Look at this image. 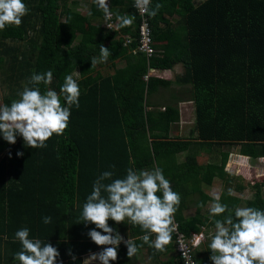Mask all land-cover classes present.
I'll use <instances>...</instances> for the list:
<instances>
[{"label": "trees", "instance_id": "1", "mask_svg": "<svg viewBox=\"0 0 264 264\" xmlns=\"http://www.w3.org/2000/svg\"><path fill=\"white\" fill-rule=\"evenodd\" d=\"M64 1L69 2L24 0L30 11L21 26L0 30V82L8 91L3 99H19L18 92L33 87L34 73L49 70L53 72L51 89L59 92L64 77L74 70L81 89L80 107H72L68 128L63 135L53 134L47 147H26L19 135L10 144L0 133V154L5 153L0 158V264H18L14 255L22 246L15 232L24 227L30 229L31 237L57 247L63 264H83L86 254L102 250L87 235L95 225L79 222L95 179L104 171H112L115 179L124 177L128 168L154 167L163 170L181 195L175 213L178 231L187 237L200 231L207 236L194 249L196 264H213L208 233L215 228L209 210L205 211L213 199L202 188L214 178L230 184L233 176L225 170L228 152L220 151L216 164L201 163L194 153L198 147L238 143L241 154L264 157V0H159L163 4L159 13L146 14L158 50L150 57L132 52L139 23L132 0L125 3L134 17L133 29L118 26L116 31L104 25V14L95 3L83 17L72 16L66 8L57 13L55 8ZM114 3L110 0L113 19ZM174 15L177 24L170 21ZM29 31L33 36L27 37ZM124 36L132 39L130 44H123ZM6 41L25 42V47ZM101 44L111 52L107 60L111 72L97 70V64L104 62L92 67L91 58L99 60ZM120 59L125 65L117 68ZM175 64L184 68L177 83L192 87L195 118L190 131L196 132L195 140L170 135L172 124L180 118V100L162 105L149 100L160 88L169 87L171 80L143 79L150 68L172 69ZM182 152L185 157L179 160ZM224 183L219 194L222 203L234 208L243 201L244 207L264 209V182L254 181L253 196L246 200L227 194L228 188L240 192L243 185L233 188ZM200 202L203 208L198 207ZM191 208L193 214L186 215ZM45 216H51L52 223L44 224ZM109 224L125 239L144 234L138 225L112 220ZM133 240L141 243L139 238ZM118 253V260L111 264H138V254L129 258L123 242ZM174 263L182 264L178 253L177 260L166 264Z\"/></svg>", "mask_w": 264, "mask_h": 264}, {"label": "clouds", "instance_id": "2", "mask_svg": "<svg viewBox=\"0 0 264 264\" xmlns=\"http://www.w3.org/2000/svg\"><path fill=\"white\" fill-rule=\"evenodd\" d=\"M93 2L102 10L106 21L112 19L108 0ZM134 7L142 15L155 17L163 4L159 0L155 3L153 0H134ZM29 11L24 0H0V30L6 26H21L23 17ZM117 19L120 27H127L131 26L134 17L122 15ZM107 25L111 28V24ZM109 55V48L101 44L99 60L91 58L92 67L98 62H107ZM151 70L154 72L156 69L150 68L146 73L148 77L155 76ZM145 75L143 79L146 81L148 77L145 78ZM52 82L51 70L34 73L30 78L33 87H24L18 92L19 99L0 105V133L5 141L15 144L19 135L26 147L45 148L46 141L53 134L65 133L72 107H80V85L72 74L64 77L59 92L48 87ZM41 84L45 86L43 90ZM17 155L22 156L23 152H17ZM261 158L264 157H258ZM113 176L112 171L102 172L93 182V190L82 206L79 222L95 225L87 235L102 247L101 251L92 253L88 258L98 260L100 264H111L118 260L122 242L127 247L129 258L136 256L144 245H149L156 252L166 251L178 227L175 213L181 204L180 193L173 190L170 180L159 167L151 170L128 168L124 177L114 179ZM227 194L233 196L234 190L228 188ZM212 199L209 219L214 223L215 231L208 233V249L211 250L213 264H264V209L251 206L230 208L221 202V196L216 193L212 194ZM198 207L203 208V202ZM214 217L222 218L213 220ZM109 220L116 224L138 225L144 232L139 237L141 243L130 237L125 239L110 226ZM43 223H52V217H43ZM152 235H155L154 240ZM15 240L22 246L14 255L18 264H63L62 260H58L61 255L58 248L49 241L31 237L28 227L17 230ZM69 255L73 260L77 259L71 250Z\"/></svg>", "mask_w": 264, "mask_h": 264}, {"label": "rangeland", "instance_id": "3", "mask_svg": "<svg viewBox=\"0 0 264 264\" xmlns=\"http://www.w3.org/2000/svg\"><path fill=\"white\" fill-rule=\"evenodd\" d=\"M204 0H195V3H201ZM94 3L93 0H69L68 1H64L63 3H61L58 7L55 8V11L57 13H60L61 10H63L64 8H66L69 13L72 16H77V17H83V14L87 13L90 4ZM68 13V12H67ZM62 18H64V15L61 16ZM177 19L178 17L176 15L170 17V21L172 24H177ZM84 32L87 31V24L84 25ZM33 32L29 31V33L27 34V37H31L33 36ZM7 45H23L21 48L23 49L25 46V42H20V43H16V42H11V41H6ZM119 63V62H117ZM107 64V63H106ZM104 64H98L97 70H103V68H106V66L101 67ZM111 71V70H110ZM153 74H156L157 76L161 75L162 78H171L174 79V76H179L183 73L184 68L182 64H177L174 66V68L171 69L172 72H163V71H159L156 72L153 70H151ZM72 75L74 76V78H78L79 76H77V72L73 71ZM177 78V77H176ZM1 80V79H0ZM177 81V80H176ZM1 83V82H0ZM174 85L173 87H167V88H160L159 92H157L155 94V96H153V100L156 101L157 103H165V102H169V103H175L177 102V106L179 109V115L181 114L182 117L179 118V121L181 120L182 122H185L187 120H191L188 121L186 123H182V122H177L172 124L171 126V130H170V135H172V137H186V138H190L193 139L196 136V132L192 133L190 130L193 127V121L195 118V104L192 100H190L191 98V90L192 87L190 85H181L178 84L177 82H173ZM8 93V91L6 90V88H4V84L1 83L0 85V105L3 104H10V101H6L4 98V94ZM182 104V105H181ZM180 105V106H179ZM162 106H160L161 108ZM162 109V108H161ZM194 146L196 144H193ZM198 146L196 145V148ZM239 147L240 145L237 144H223V145H214L212 148L206 147L204 149H199V147L195 150V155L196 158L198 159L199 162L201 163H219L220 159H219V153L220 151H226L228 152V158L225 164V170H227L228 172H230V176L233 179H231L230 184L225 185L224 181H222V179L219 178H214L213 182L211 185L205 183L203 186V191H205L206 193H208L211 197L213 193L216 194H220L223 183L224 186H230L231 187H235V185L237 184H241L244 186L243 190L238 192L234 189V194L238 195V197L241 198V200H246L249 199L253 196V188H251V184L254 181L257 182H264V158L261 159H251L246 155H243L240 153L239 151ZM5 155V153L0 154V158ZM185 157V152L179 153L178 154V158L183 159ZM262 193L264 194V185L261 187ZM212 201L210 203H207L205 206V211L209 210V207L211 205ZM240 207H244L243 205V201L241 202V204L239 205ZM190 211H193V209L191 208ZM186 212V211H185ZM127 237L126 235L124 236V238ZM97 252V251H95ZM94 253V252H92ZM92 253H88L84 256L83 259V264H100V262L98 260L96 261H91L90 258H88Z\"/></svg>", "mask_w": 264, "mask_h": 264}, {"label": "built area", "instance_id": "4", "mask_svg": "<svg viewBox=\"0 0 264 264\" xmlns=\"http://www.w3.org/2000/svg\"><path fill=\"white\" fill-rule=\"evenodd\" d=\"M110 3V0H108ZM131 6L134 9V13L139 17V23L137 27V44L136 47L132 50L133 53L142 52L147 57L152 56L158 50L154 48L153 41L151 38V27L148 23V17L146 14H141L134 7V0H132ZM107 24H111V29L117 30L118 21L116 19L105 20L104 17V25L108 27ZM109 28V27H108ZM132 41L128 36H124L123 44L128 45ZM149 74L145 75V78L148 77ZM205 239L204 232L200 231L198 233H194L191 236L187 237L183 233L179 232L178 229L175 232L174 244L176 251L178 253L179 258L181 259L182 264H196V260L194 259L193 252L194 249L200 245Z\"/></svg>", "mask_w": 264, "mask_h": 264}, {"label": "crops", "instance_id": "5", "mask_svg": "<svg viewBox=\"0 0 264 264\" xmlns=\"http://www.w3.org/2000/svg\"><path fill=\"white\" fill-rule=\"evenodd\" d=\"M194 2H195V0H194ZM203 2V1H202ZM127 4L125 3V0H118V1H116L115 0V3H114V5H113V8H115L116 10H115V18L114 19H116L117 21H118V26H119V20L117 19V17L118 16H122V15H127V16H129V17H133V15H132V12H131V10L128 8V6H126ZM114 14V13H113ZM133 24V23H132ZM130 27V29L129 30H132L133 29V26L131 25V26H129ZM118 31H122V30H120V29H118ZM121 33V32H120ZM117 62H119V63H116V67L117 68H121V67H123L124 65H125V62L122 60V59H120V60H118ZM104 65H102L101 67H103V66H106V68H103V69H105L106 71H110V69H109V67H108V62H107V64L104 62L103 63ZM98 65V64H97ZM175 65H177V64H175ZM174 65V66H175ZM96 68L98 69V67L96 66ZM172 68H174V67H172ZM157 70H159V71H165V72H172L171 71V69H156L155 71L156 72H159V71H157ZM75 71V70H74ZM111 72V71H110ZM155 76H157L156 74H154ZM78 76V75H77ZM157 77H160V78H162L161 77V75H159V76H157ZM176 75L174 76V79H172L171 80V78H164V79H166V80H171V85H170V87H173V85H174V83L173 82H177L176 81ZM77 79V78H76ZM169 87V88H170ZM157 92H159V90L157 91ZM156 92V93H157ZM156 93H154V94H151V97H149V100H151V101H153V96H155V94ZM165 103H169V102H165ZM165 103H162V104H165ZM161 104V105H162ZM182 105V104H181ZM180 106V105H179ZM147 108H152V107H147ZM162 109H163V107H161ZM160 108V109H161ZM158 109H159V107H158ZM180 117H182V115L180 114ZM188 121H191V120H187V121H185V122H182L181 120L180 121H178V122H182V123H186V122H188ZM195 138L196 137H194L192 140H195ZM185 214L186 215H191V214H193V211H190V209H188L186 212H185ZM210 231V230H209ZM127 232L129 233V231L128 230H126V234H127ZM131 234V233H130ZM127 235H129V234H127ZM204 235H205V239H206V234L204 233ZM133 238H139V236H133ZM132 238V239H133ZM155 239V235H153V240ZM204 239V240H205ZM204 243V242H203ZM177 260V253H176V251H175V246H174V241H172L168 246H166V251H164V252H156L155 251V249H153V250H148L146 247H144V248H142L141 250H140V252L138 253V255H137V262H138V264H166V263H169V261H172V260ZM174 264H176V263H174Z\"/></svg>", "mask_w": 264, "mask_h": 264}]
</instances>
